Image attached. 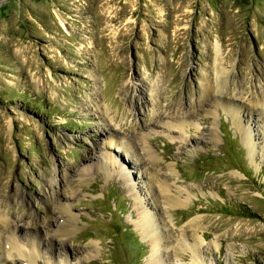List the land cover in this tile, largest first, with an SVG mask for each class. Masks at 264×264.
<instances>
[{
    "label": "rangeland",
    "instance_id": "374dc122",
    "mask_svg": "<svg viewBox=\"0 0 264 264\" xmlns=\"http://www.w3.org/2000/svg\"><path fill=\"white\" fill-rule=\"evenodd\" d=\"M215 43L229 95L199 105ZM255 93L264 98V0H0V210L18 244L39 241L41 259L63 264H151L155 250L161 264H264V122L252 115L249 143L229 113L258 109ZM140 137L178 205L149 188ZM105 150L111 174L97 167ZM55 167L75 189L55 184L75 226L52 240L67 215L50 205L49 226L35 219ZM135 195L161 217L153 249L134 227ZM181 233L203 236L199 263Z\"/></svg>",
    "mask_w": 264,
    "mask_h": 264
},
{
    "label": "bare ground",
    "instance_id": "6f19581e",
    "mask_svg": "<svg viewBox=\"0 0 264 264\" xmlns=\"http://www.w3.org/2000/svg\"><path fill=\"white\" fill-rule=\"evenodd\" d=\"M62 28L64 31L66 30L65 29L66 27L62 26ZM214 52H215V60H214V64H213V66H214L213 79H212V81L207 80L206 82H200V88L198 90L199 94H198V97L196 100L197 104H199V105L201 104V102L209 101V99L211 101V98H212L211 102L217 103L221 98H223V95L225 97H228V95H229L226 91L227 83H228L227 73H226V71H224L222 69L223 66L220 64L219 59H217V58H219V54L221 52L220 51V45H218V43L214 44ZM149 90L151 91V94L153 96L155 94V86L153 87V84L150 85ZM214 93H217L218 96L215 95ZM247 100H248L249 105L255 106L258 109H256L255 111L247 110L248 115H246V118H244V119H242L243 113L240 110H237L238 108L231 109V111L229 113L233 114L234 119H235V123L243 130V136L245 137V139L249 143H253L256 140V137L253 138L254 133H251V129H249L248 127H250L249 125L253 122L252 115H256L257 117H259V119L263 120V122H264V112L260 110V109L264 110V104H263L264 98L259 96V94L255 93L251 98H247ZM224 101H226V102L228 101L229 104L231 102V100H229V98H226V100H224ZM185 113L189 114V112H185ZM243 120L246 121V124H247L244 127H242L245 124L243 122ZM170 125L178 128L180 130L181 126H183V122L177 121V122L173 123V125L170 122ZM96 135H98V134H96ZM213 136H214V133H213ZM143 138L144 137H140V147L142 148L144 153L147 155V158L150 159V162L152 163V161H154V163H152L150 165V167L147 168L148 173H147L146 178L148 179V183L150 185L149 188L150 189L155 188L156 191H158V193L161 196L164 204H166V205H169V204L178 205L179 202L181 201L179 194H171L172 192L168 191V184L166 182V177H165V175H163V172L160 171V169L158 168V166H159L158 159L155 158V155H153L151 153L150 147L147 144L146 145L143 144ZM107 143H110V145H112V144H114L115 146L117 145L114 140H109ZM129 147H131V146L129 145ZM261 147L264 150V144ZM252 150H254L253 147H251V151ZM104 153H102L100 155V158L97 160V167H98V169H104L107 173L110 172V174H111V171H113V169L110 170L109 167L112 165L115 166L116 161H114L112 159V156L110 158L106 154L107 150H105ZM134 154L136 155L135 152H134ZM147 158H145L144 156L142 158H140V156L136 155V162H143V161L147 162ZM85 170H89V168H86ZM146 170L143 169L141 171V173L143 174L144 172H146ZM57 171L58 170L55 167L51 171L50 175H47V174L44 175V177H45L43 179V187H44V193L43 194L44 195H42V198L44 199V202L46 203V210H45L44 215L42 214L43 216L38 217V218L36 217L37 219H35V220H38L42 226H44L45 223L48 224V226H49L50 224L47 222L51 221V217H52L51 214L53 213V207L50 205H53V206L56 205L54 207L60 211L61 215H63V214L67 215L65 217L61 216L63 223L61 222L60 225H58L57 229H55L57 234L56 235H54V234L50 235V239H52L53 237L56 238V237L63 236L65 234H69L71 232L73 233V230H74L73 227L75 226L74 220H73V214H71L69 212L70 209L67 206L60 204L58 201L57 194H56V188L57 187L55 188V184L57 183V179H58L59 183L60 182H62L63 184L66 183L65 186H67L68 188L70 187V190H71L70 193L71 194H75V189H73L71 187V182H69L70 180H68L65 177L63 178V176H61L59 173H57ZM85 174L86 173H85L84 169H82L79 172V175H81V176H85ZM143 176H145V175H143ZM151 178L155 180L156 184L150 183ZM57 186L59 187V185H57ZM135 199H136L135 203L137 202L138 206L140 205L141 212L138 215L139 221L137 220V223L134 225V227H135V229H137L141 233L142 237L146 239L147 243L150 244L151 248L153 249V245H152L153 241L155 242V244H156L158 238H159L160 242H162V239H163V241H165L164 236H162L163 235V230H162L163 225L161 227V225H160L161 222L159 220V219H161V217L159 215V212H158V214H155L154 210L152 212V215H150L151 214L150 213V207L147 206L148 205L147 202H143L142 198H140L139 196L137 197L135 195ZM154 209H155V205H154ZM8 217H10L8 215V212H3L0 210V264H9L10 258L11 259L16 258L20 264H63L61 262L55 263L51 259V256L50 257L46 256L45 258L41 259L42 256L39 254V250L37 248L39 245V241H34L31 239V242L36 246L35 248L32 247L31 245H28L27 249H23L24 247H20V245L18 244V241L16 239L17 237L14 236V233H15L14 227L16 225L11 226L10 225L11 223L10 222H9L10 224L8 223ZM19 221H21V219H19ZM37 223L38 222L32 220L31 226L35 227V226H37ZM157 228H158V231H157ZM189 237L187 234L181 233V237L178 240L179 249L181 251H188L190 253L191 261L199 263L200 262V260H198V258L200 257L199 244H200V239H202L203 236L201 235L200 237L199 236L198 237L197 236H191L190 238ZM155 255H156V250L152 254H150V258L152 260H151V262L150 261L149 262L151 264H161L160 257H158L159 259L157 260L156 259L157 257L155 258Z\"/></svg>",
    "mask_w": 264,
    "mask_h": 264
}]
</instances>
